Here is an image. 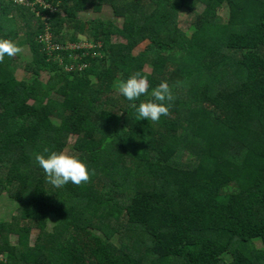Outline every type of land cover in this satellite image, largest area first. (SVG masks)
Segmentation results:
<instances>
[{"label":"trees","instance_id":"1","mask_svg":"<svg viewBox=\"0 0 264 264\" xmlns=\"http://www.w3.org/2000/svg\"><path fill=\"white\" fill-rule=\"evenodd\" d=\"M0 38L30 52L0 63V264H264V0H0ZM136 72L158 122L113 87ZM45 147L89 182L48 183Z\"/></svg>","mask_w":264,"mask_h":264},{"label":"clouds","instance_id":"2","mask_svg":"<svg viewBox=\"0 0 264 264\" xmlns=\"http://www.w3.org/2000/svg\"><path fill=\"white\" fill-rule=\"evenodd\" d=\"M21 52L22 48L14 41L0 38V63L4 61L5 56L15 57ZM113 87L129 101L139 100L141 96L150 97L146 101H140L138 106L132 105L137 112V121L147 119L151 122H158L162 116L169 115L175 100L166 81L152 88L149 93V81L140 72L132 74L126 80L114 81ZM32 155L45 173L47 182L54 187L60 188L69 182L79 186L90 180V172L86 163L76 155L65 151L50 150L48 147L43 149V153L34 152Z\"/></svg>","mask_w":264,"mask_h":264},{"label":"rangeland","instance_id":"3","mask_svg":"<svg viewBox=\"0 0 264 264\" xmlns=\"http://www.w3.org/2000/svg\"><path fill=\"white\" fill-rule=\"evenodd\" d=\"M197 11L200 10V6L197 7ZM217 14L225 19L226 18V10L223 8L217 12ZM78 16L84 20H90V19H100V20H106V21H112L115 25L119 26L121 23L120 18H116L111 14L110 9L107 6H101L97 10H89L82 13H78ZM188 21V12L185 10H179L177 14V26L181 29H185L186 23ZM80 42H84L81 38L79 39ZM22 48V52L20 53V59L22 61H28L30 60V52L27 45L20 46ZM146 71H148V68H145ZM18 76L21 78H26L29 75L25 73L22 69L18 70ZM44 79V78H43ZM70 142L73 141V139L69 140ZM69 154V151H65ZM16 212V204L12 202L6 194H2L0 196V219H11L12 215ZM95 231V230H93ZM35 236V230L32 231L30 235V239H32ZM11 241L15 242L17 240L16 235L10 236ZM257 245H259V242H256Z\"/></svg>","mask_w":264,"mask_h":264},{"label":"built area","instance_id":"4","mask_svg":"<svg viewBox=\"0 0 264 264\" xmlns=\"http://www.w3.org/2000/svg\"><path fill=\"white\" fill-rule=\"evenodd\" d=\"M15 1L16 3H20V4H26L27 3V0H13ZM4 260V255L2 253H0V262Z\"/></svg>","mask_w":264,"mask_h":264}]
</instances>
